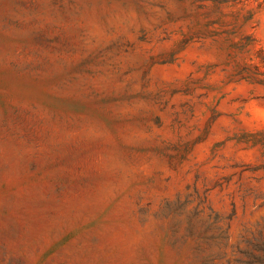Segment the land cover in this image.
Listing matches in <instances>:
<instances>
[{
    "label": "rangeland",
    "instance_id": "obj_1",
    "mask_svg": "<svg viewBox=\"0 0 264 264\" xmlns=\"http://www.w3.org/2000/svg\"><path fill=\"white\" fill-rule=\"evenodd\" d=\"M0 264H264V0H0Z\"/></svg>",
    "mask_w": 264,
    "mask_h": 264
}]
</instances>
